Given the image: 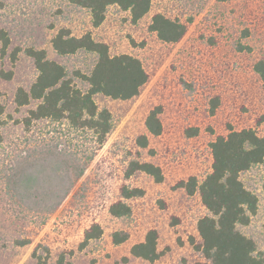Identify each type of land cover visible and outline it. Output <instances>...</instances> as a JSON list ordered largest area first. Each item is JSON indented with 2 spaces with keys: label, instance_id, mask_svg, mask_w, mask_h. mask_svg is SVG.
<instances>
[{
  "label": "rangeland",
  "instance_id": "obj_1",
  "mask_svg": "<svg viewBox=\"0 0 264 264\" xmlns=\"http://www.w3.org/2000/svg\"><path fill=\"white\" fill-rule=\"evenodd\" d=\"M156 13L187 26L178 43H163L150 31ZM60 29L74 37L90 33L111 55L138 59L149 80L131 101L94 96L97 106L111 113L112 131L57 206L53 167L34 162L44 149L81 153L92 144L66 125L39 121L25 126L35 103L18 109L14 96L37 77L28 49L44 50L70 77L92 69L93 54L60 57L53 51L51 40ZM258 61H264V0H152L150 12L137 23L129 12L111 6L97 28L87 10L66 0H0V264H56L62 255L71 264H151L129 253L150 230L158 234L161 254L153 264L200 261L190 240L200 242L197 222L207 211L197 193L190 196L177 184L189 177L201 182L210 172V144L218 136L243 129L264 136V89L253 70ZM73 83L87 90L81 80ZM154 108L161 111L162 133L149 137L151 151L142 150L136 138L146 133L144 121ZM138 159L159 167L163 181L155 183L143 173L125 181L127 163ZM29 166L37 179L21 197L9 177L15 168L28 171ZM239 179L258 201L256 215L239 230L264 254V161ZM123 183L144 195L127 202L130 217L116 219L107 207L118 199ZM93 223L101 227V237L79 250L83 230ZM115 232H125L128 240L114 245Z\"/></svg>",
  "mask_w": 264,
  "mask_h": 264
},
{
  "label": "trees",
  "instance_id": "obj_2",
  "mask_svg": "<svg viewBox=\"0 0 264 264\" xmlns=\"http://www.w3.org/2000/svg\"><path fill=\"white\" fill-rule=\"evenodd\" d=\"M66 1L87 10L94 28L104 22L105 13L111 6L129 12L131 22L137 23L148 15L152 4V0ZM149 29L156 34L159 41L166 44L178 43L187 32L185 24L160 13L152 16ZM2 41L6 46V38ZM51 47L60 57L74 55L79 51L96 56L89 73L75 71L70 77L62 65L47 58L44 50L28 49L26 53L33 61L37 77L28 90L18 88L14 96L18 109L35 103L23 121L25 126L29 127L32 122L39 121H50L60 127L66 125L71 132L77 136L83 135L92 144L91 148L81 153H68L63 149L57 151L56 146L53 151L44 149L40 160L34 162L35 167L40 162L53 167L57 192L52 199L58 206L66 199L74 180L84 176L88 164L113 128L111 113L107 109H100L94 96L100 95L122 102L131 101L139 96L149 76L138 59L127 54L111 55L108 46L94 41L90 33L74 37L69 30L60 29L52 38ZM253 70L264 89V61L256 62ZM73 79L85 83L87 90L83 92L75 86ZM3 113L4 108L0 105V116ZM160 113L159 108H154L147 114L144 121L146 133L136 138V145L140 149L151 151L148 148L149 137H158L162 133ZM210 151L211 169L203 180L198 182L197 178L189 177L177 184L190 196L197 193L207 211V215L197 222L200 242L196 243L193 238L190 240V244L201 256V260L193 264H264V254L258 250L255 241L239 230L240 227L250 224L258 208L256 196L244 187L239 176L263 163L264 136H258L252 129L229 130L226 136H218L210 144ZM29 168L28 171L15 168L9 177L13 181L14 191L21 193V197L29 192V187L37 179L34 168ZM136 173L148 175L158 184L164 179L159 167L139 159L127 163L124 170L125 181ZM116 193L118 199L107 207L108 214L116 219L130 217L132 209L127 202L144 195L143 190L125 183L117 188ZM47 201L49 197L44 199V202ZM101 235L99 224H91L83 230L78 249L83 250L90 241L100 238ZM157 239L155 230L148 231L142 242L131 247V257L153 264L161 257L157 249ZM127 240L128 234L125 232H115L112 235L114 245H121ZM56 264L71 263L65 262L62 255Z\"/></svg>",
  "mask_w": 264,
  "mask_h": 264
}]
</instances>
